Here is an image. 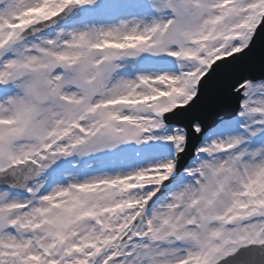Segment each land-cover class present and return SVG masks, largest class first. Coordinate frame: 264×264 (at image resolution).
Listing matches in <instances>:
<instances>
[{"label": "snow or ice", "instance_id": "snow-or-ice-1", "mask_svg": "<svg viewBox=\"0 0 264 264\" xmlns=\"http://www.w3.org/2000/svg\"><path fill=\"white\" fill-rule=\"evenodd\" d=\"M0 264H264V0H0Z\"/></svg>", "mask_w": 264, "mask_h": 264}]
</instances>
